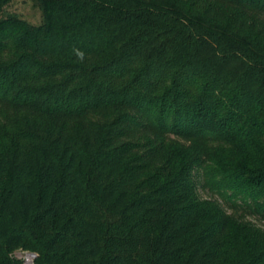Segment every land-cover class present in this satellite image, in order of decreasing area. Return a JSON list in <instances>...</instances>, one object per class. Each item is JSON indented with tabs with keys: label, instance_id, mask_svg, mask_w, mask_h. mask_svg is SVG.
Wrapping results in <instances>:
<instances>
[{
	"label": "trees",
	"instance_id": "obj_1",
	"mask_svg": "<svg viewBox=\"0 0 264 264\" xmlns=\"http://www.w3.org/2000/svg\"><path fill=\"white\" fill-rule=\"evenodd\" d=\"M11 2L0 264H264V0Z\"/></svg>",
	"mask_w": 264,
	"mask_h": 264
},
{
	"label": "rangeland",
	"instance_id": "obj_2",
	"mask_svg": "<svg viewBox=\"0 0 264 264\" xmlns=\"http://www.w3.org/2000/svg\"><path fill=\"white\" fill-rule=\"evenodd\" d=\"M7 11L17 13L21 18L32 24H39L42 20L41 12L36 6H34L32 0H12L7 7ZM199 193L202 197H211V195L203 189H199ZM13 255L16 258L22 259L27 264L32 263L35 257L32 252L22 250L15 251Z\"/></svg>",
	"mask_w": 264,
	"mask_h": 264
},
{
	"label": "water",
	"instance_id": "obj_3",
	"mask_svg": "<svg viewBox=\"0 0 264 264\" xmlns=\"http://www.w3.org/2000/svg\"><path fill=\"white\" fill-rule=\"evenodd\" d=\"M35 255V254H34Z\"/></svg>",
	"mask_w": 264,
	"mask_h": 264
}]
</instances>
